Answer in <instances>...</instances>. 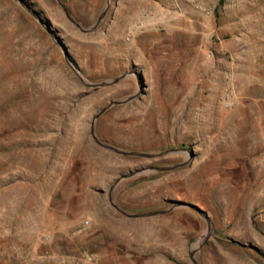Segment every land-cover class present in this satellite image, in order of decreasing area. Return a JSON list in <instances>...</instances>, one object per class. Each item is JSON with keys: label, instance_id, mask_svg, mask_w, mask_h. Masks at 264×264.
<instances>
[{"label": "rangeland", "instance_id": "obj_1", "mask_svg": "<svg viewBox=\"0 0 264 264\" xmlns=\"http://www.w3.org/2000/svg\"><path fill=\"white\" fill-rule=\"evenodd\" d=\"M24 1L74 67L0 0V264H264V0Z\"/></svg>", "mask_w": 264, "mask_h": 264}, {"label": "water", "instance_id": "obj_2", "mask_svg": "<svg viewBox=\"0 0 264 264\" xmlns=\"http://www.w3.org/2000/svg\"><path fill=\"white\" fill-rule=\"evenodd\" d=\"M17 1H18L21 5H23V6L25 7V9H26L27 11H29V12H30V13H31V14H32V15H33V16L39 21L40 24H42V25L46 28V30L49 32V34L55 39L56 43H57V44L60 46V48L62 49L63 55H64L65 59L67 60V62H68L69 64L72 65L71 57H70V54H69V52H68L67 47L65 46V44L63 43V41H62V40H61V39H60V38H59V37H58V36L52 31L50 25L46 24V23L44 22L43 18H42V17H41V16H40V15H39V14H38L33 8H31V7L29 6V4H27L24 0H17ZM57 1H58V3L61 5V7H62V9H63L65 15L68 17V19H69L72 23H74L76 26L82 28V27L80 26V24H79L77 21H75V20L71 17V15H70L68 9L63 5V3H62L60 0H57ZM104 13H105V10L102 12V14L100 15V17L97 19V22L101 19V17L103 16ZM96 24H97V23H96ZM96 24H95V25H96ZM95 25H93V26L87 28L86 30H91ZM72 66H73V65H72ZM73 67H74V66H73ZM134 74H135V76H136V78H137V81H138V83H139V85H140V88H141L142 85L144 84L143 76H142V74L137 73V72H134ZM121 77H122V76H121ZM121 77H119V78H121ZM119 78L110 79V80H108V81H104V82H102L101 84H109V83H111V82H115V81H117ZM134 96H135V94H133V95H131V96H129V97L123 99V100H120V101H117V102H113V103H122V102H125V101L129 100V99H132ZM113 103H111V104H113ZM107 107H108V105L105 106V107H103V108H101V109L96 113V115L93 117V119H92V121H91V134L93 135V137L95 138V140H96L101 146H103V147H105V148H107V149H110V150H112V151H115V152H117V153L124 154V155H140V156H147V157L154 156V154H149V153H141V152H137V151H126V150H123V149L117 148V147H115L114 145H111V144H108V143H104V142H102V141H100V140L98 139V137H97V135H96V133H95V118H96L101 112H103ZM177 150H182V149H171V151H177ZM183 150H184V149H183ZM192 156H193V153H189V157L191 158ZM178 165H181V164H176V165L166 166V167H156V169H159V170L172 169V168H174V167H177ZM125 176H126V175L121 176L120 178L116 179V180L112 183V185H111V187H110V190H109V199H110L111 202H112V189H113V187L115 186V184H116L121 178H123V177H125ZM178 206H186V207H188V208H191V209L195 210L198 214H200V215L205 219L206 224H207V227H206V234H210V233H211V231H212V224H211V221H210V218H209L208 214H207V213H206L201 207H199L197 204H194V203H191V202L182 201V200H177V201L174 202V204H173L169 209L153 211V212H150V214L164 213V212H166V211H168V210H170V209H172V208H174V207H178ZM115 207H116L119 211L124 212V211L121 210L119 207H117V206H115ZM124 213H125V212H124ZM206 234H205V235H206ZM205 235H204V236H205ZM203 238H204V237H203ZM232 241H233L234 243L238 244V245L246 246L245 243H241V242H239V241H234V240H232ZM196 244H197V247L200 246V245H201V240H199V242H197ZM197 247H195V248H197ZM192 260H193L194 264H199L198 261H197L194 257H192Z\"/></svg>", "mask_w": 264, "mask_h": 264}, {"label": "bare ground", "instance_id": "obj_3", "mask_svg": "<svg viewBox=\"0 0 264 264\" xmlns=\"http://www.w3.org/2000/svg\"><path fill=\"white\" fill-rule=\"evenodd\" d=\"M157 222V220L152 219V220H146V221H141V222H137L136 227L141 228V230L144 231H149V227H151L152 225L154 226V224ZM113 224V223H112ZM117 226V225H116ZM152 230V228H151ZM145 233V232H144Z\"/></svg>", "mask_w": 264, "mask_h": 264}, {"label": "crops", "instance_id": "obj_4", "mask_svg": "<svg viewBox=\"0 0 264 264\" xmlns=\"http://www.w3.org/2000/svg\"><path fill=\"white\" fill-rule=\"evenodd\" d=\"M164 16H166V15H164ZM165 20V18L164 17H160V19H159V21H164ZM139 221V220H138Z\"/></svg>", "mask_w": 264, "mask_h": 264}]
</instances>
